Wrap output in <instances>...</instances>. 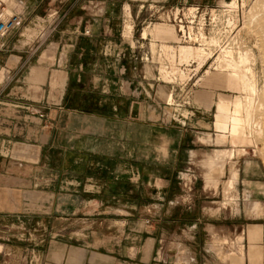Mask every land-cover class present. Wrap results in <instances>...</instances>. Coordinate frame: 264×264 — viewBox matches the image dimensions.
Listing matches in <instances>:
<instances>
[{"label":"crops","instance_id":"0c3cea01","mask_svg":"<svg viewBox=\"0 0 264 264\" xmlns=\"http://www.w3.org/2000/svg\"><path fill=\"white\" fill-rule=\"evenodd\" d=\"M0 3L23 16L0 49V220L40 224L35 235L27 229L33 242H0V264H169L185 228L196 258L200 243L208 252L204 211L192 213V221L184 205L173 204L168 209L173 214L165 212L178 195L176 173L186 168L197 146L192 129L199 119H182L186 125L166 122L162 107L174 97L166 87L158 99L151 97L149 80L138 78L139 69L123 53L125 4ZM128 24L126 36L132 34ZM28 29L39 34L29 37ZM202 85L207 90L195 98L207 108L215 103L214 126L219 102L228 94L220 92L215 100V88ZM151 107L157 108L153 114ZM214 155H203L202 173ZM233 171L234 190L239 174ZM193 181L187 178L189 190ZM260 210L259 202L246 207L247 214ZM260 229L250 227V236ZM212 233L221 237V245L231 241L228 229L214 227ZM233 239L243 260V230Z\"/></svg>","mask_w":264,"mask_h":264},{"label":"rangeland","instance_id":"374dc122","mask_svg":"<svg viewBox=\"0 0 264 264\" xmlns=\"http://www.w3.org/2000/svg\"><path fill=\"white\" fill-rule=\"evenodd\" d=\"M117 1L121 4H125V12L122 14L123 26L121 28L123 39H120L124 40L127 47L123 50V53L126 57H128V60L132 61L133 67L139 69L140 76H138V78L140 80L144 79L145 81L149 80L151 97L158 99L157 96H159V91L161 96L162 87H166V91L171 93L174 97L172 103H169L168 100L162 96V98L165 99V107L162 108L164 109L163 115L165 116L166 122L186 125L183 124L182 119L190 117L196 118V120L199 119L197 126L194 127L195 129H192L196 130L195 142L197 143V146L194 147L195 150L192 151L191 160L187 164L186 168L184 167L185 169L176 173L177 178H175V186L178 190L175 189L174 192L178 195L172 200V204H166L165 212L173 214V212H171L173 209L168 212V209L173 204H178V206L184 205L187 211H189L187 212L189 213L187 218H190V221H192L194 220L192 213L196 214L204 211L208 219L204 220L207 224H203L202 227H206L205 232H208L206 236L208 241V252L205 251V248L203 249L204 243H200L202 248L199 247V253H197L196 258L195 253L189 246V243L191 242L189 229L185 228L183 233L177 236L178 249L177 252H175L176 256L174 261L169 264H193L196 260L199 261L198 264H264V135L261 136L260 139L257 138V141H259H254V144L252 145L240 144L235 147L230 142L220 144L216 140L219 132L215 130L216 128L213 126L217 111L215 103L212 104L210 108H207L206 106L200 104L199 101L197 102L195 98L199 90H207L206 86L202 85L204 84L202 80L199 82L200 84L197 83V81L200 77L205 78L202 75L219 54V50H217L218 48L214 49V58H211L204 68L200 69L197 73L193 70L196 65L195 63L190 64L191 66L188 64L181 65L180 68L185 70V72L190 75V78L187 81L183 82L182 80L173 79L174 82H165L163 78L169 81L171 80L166 73L163 77L161 76L160 67L163 64L164 67L162 71L165 72L164 68H171V66L167 59L164 58L165 53L163 52L161 46L164 40L157 39L151 34H149L148 37H143L145 28H149L155 23L157 24L158 22H161L165 24H173L177 29L176 31L179 38H181V41H169L170 44L175 46L179 44L199 46V41L198 43H195L191 40V28L194 31H192L194 38L200 31H204V34L207 35L206 37L208 38H211L213 35L217 36L220 40H222V43L230 38V40L234 38L232 41H236L234 43V50L236 54L237 51L240 50H250L253 55L252 59L253 57L254 59L257 57L255 61L254 59H251L250 61V67L256 71L259 82V90L257 93L259 97L257 95L255 97L257 104L255 103V114H253V119L255 122L262 121L263 125L264 107L260 106L264 96V52L260 51V49H264H262V47H264V13H260L261 9L262 11L264 10V7L262 8L263 0H238V7L232 9L230 8L231 10H229V7L224 6V3L231 2L232 0ZM258 4L260 6L257 7ZM127 6L131 11V16H128L127 14ZM250 6H253L256 13L258 11L257 15L259 19L255 22L256 24H250L253 27H243L245 11H248L247 8ZM192 7L194 11L196 10V13L194 11V13L190 11ZM6 12L11 14L10 11ZM217 12H220V14ZM229 19L233 22V24L229 23ZM41 22L42 23H39V26L44 27V20H41ZM127 23H131L133 25L132 34L129 36L125 35ZM233 25L234 27H231ZM38 32L39 31L37 29H28L27 31L30 35L29 37L36 36L39 34ZM107 46L108 45H104L103 50L107 49V51H109L110 47ZM141 70H143V72H141ZM176 77L179 78L178 75H176ZM206 85L215 88L213 89L215 100H218L220 92L229 94V97L231 98L226 96L228 100H232L238 95L241 97L245 96L244 93L229 90L227 87H221L222 85L220 86L218 84L209 83H206ZM151 103L153 102L151 101ZM151 109L152 114L154 111H157V108L151 107ZM201 137L211 138L213 141L209 143H202L199 140ZM199 148H201V150ZM229 150H233L232 152L235 155L231 161H221L220 159L222 157H219V160L217 159L218 161L216 163H218L220 168L223 169V174L221 180L219 181L218 191L212 193L210 188H207L205 180L206 175L209 172L207 171L202 173L199 164H201L203 155L207 153L217 154V152H219L225 155ZM233 168L238 170L239 179L236 187L229 194L227 193L228 191H225L227 190L225 186L234 173ZM188 177H191L194 180L192 190H189L188 185L186 184ZM251 202H259L261 204V210L259 212H250V214H247L246 207ZM194 203L197 204L196 208L193 206ZM224 203L226 204L223 207ZM218 206L220 209L217 212H214L212 208ZM253 226H261V229L253 236H250L249 228ZM39 227L40 224L35 220H31L30 222L23 220H0V236H2V238L0 237V242L3 241L15 245H26L34 241L32 235L29 234L27 229H31V233L34 234V229ZM214 227L228 229L230 231L229 236L231 241L228 239L222 240L221 245V237L219 235L215 236L212 233ZM241 230H243L244 236L242 241L245 252L243 260L238 258L237 246L233 243V236L235 235V232H240ZM39 236L41 237V235H38L37 238H39Z\"/></svg>","mask_w":264,"mask_h":264},{"label":"bare ground","instance_id":"6f19581e","mask_svg":"<svg viewBox=\"0 0 264 264\" xmlns=\"http://www.w3.org/2000/svg\"><path fill=\"white\" fill-rule=\"evenodd\" d=\"M255 5H253V6H255ZM224 6L229 7V10H231L232 8H237L238 7V0H232L231 2H225ZM253 6H250L249 8H247L248 11L244 10L245 11V18L243 19L244 20L243 27H246V26L253 27L252 25L256 21H258V19H259L258 15H257L258 11L256 13L253 9ZM258 6H260V5L258 4L257 7ZM263 7H264V0H263L262 8ZM190 11L191 12L194 11L193 7L190 9ZM242 11H243V9H242ZM263 11L261 9L260 13L261 12L264 13ZM194 12L196 13V10ZM235 13H238V12H235ZM218 14H220V12ZM217 16H220V15H217ZM194 17H195V15H194ZM214 17H216V16H214ZM262 18H263V16H262ZM232 19H233V17H232ZM229 23L233 24V22H231V20L229 21ZM250 24H252V25H250ZM132 26L130 23V25L128 26V32L132 31ZM231 27H234V25ZM230 29H232V28H230ZM176 30L177 29L175 28V26L173 24H165V23L160 24V23H158V24H154V26L151 27V29H150V27L145 28L143 35H144V37H147L149 34H151L155 38L162 39L165 42L170 41V40L181 41V38H179V35L177 34ZM183 30H185V29H183ZM192 31L193 30L191 28V30H190L191 40L194 41L195 43H198V41H199V43H200L199 46L188 45V44H186V45L185 44H179V45L175 46V45H172L170 43H164L162 45V50L165 53L164 58L167 59V61L169 62L170 66H171L170 72L168 71V67L164 68L165 73L170 77L171 81H173V79H179V80H182L183 82H185L190 78V75H189V73L185 72V70L180 68L181 65L188 64L189 66H191L190 64L195 63L196 65H195V68L193 70L197 73L200 69L204 68V66L208 63V61L211 58H214V49L218 48L217 50H219V54L215 57L212 64L204 72L203 77H205V78L200 77L198 79L197 83H199L202 80L204 84L209 83V84H216V85L218 84L220 86L222 85L221 87H223V86L227 87V88H229V90H235V91H239L240 93H244L245 96L241 97L240 95H238V96H235L234 99H232V100H230V99L228 100V98H226V96H225V98L221 99V101L219 102V110H218V115H217L218 118L216 119L217 121L215 122V125H214V127L216 128L215 130H217L219 132V134L217 135L218 136L217 142H219L220 144L230 142L235 147H237L240 144L252 145V144H254V141L258 142L259 140L257 141V138L260 139V137L264 135V126H263L264 124L262 125V121L261 122H255L253 119V116H254L253 114H255L254 113L255 103L257 104L255 97H256V95L258 96L257 93L259 90L258 89V83L259 82H258V78L256 75V71H254V69H252L250 67V63H251L250 61H251L253 55L251 54L250 50H248V51L247 50L246 51L240 50V51H237V54H236V52L234 50V48H235L234 43L236 41L235 42L232 41V40H234V38H232V40H230L231 39L230 38L229 40L222 43V40H220L215 35H213L212 37L210 36L211 38L206 37L207 35L204 34V31L203 32L200 31L197 34V36H195V38H194ZM263 48L264 47H262V49ZM216 51H215V53H216ZM260 51L264 52V49L263 50L260 49ZM262 55H261V57L263 58L264 55L263 56ZM261 57H260V59H261ZM253 59H254V57H253ZM255 59H254V61H255ZM176 75H178L179 78H177ZM227 96L229 97L230 95L228 94ZM229 98H231V97H229ZM257 101H258V99H257ZM260 106L264 107V96H263V101L261 102ZM260 113H262V112H260ZM255 134H256V136H255ZM219 143H217V144H219ZM232 151L229 150L228 153L225 155L223 153L221 154V153L217 152V154H215L214 157H212L213 159L211 161H213V162H212V164H210L209 170H208L209 175H210V180H208V181L211 182V186H209L208 188H210L212 193L217 190V187H218L217 186L218 185L217 179L219 177H221V175L223 174V169L220 168L219 164L216 162L219 160L218 159L219 157H222L220 159L221 161H224V160H226V162L231 161L232 158L235 156ZM210 159H211V157H210ZM206 178H208V177H206ZM209 184L210 183H208V185ZM225 188L227 189L225 191H228L227 193L230 194L233 191V180L229 181L227 183V185L225 186ZM225 204L226 203H224L223 206Z\"/></svg>","mask_w":264,"mask_h":264},{"label":"built area","instance_id":"2783aa9c","mask_svg":"<svg viewBox=\"0 0 264 264\" xmlns=\"http://www.w3.org/2000/svg\"><path fill=\"white\" fill-rule=\"evenodd\" d=\"M23 22L21 13L9 14L0 3V49L3 48L6 37Z\"/></svg>","mask_w":264,"mask_h":264}]
</instances>
